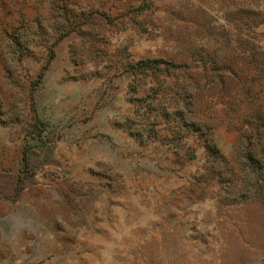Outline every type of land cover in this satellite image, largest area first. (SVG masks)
<instances>
[{
	"label": "rangeland",
	"instance_id": "obj_1",
	"mask_svg": "<svg viewBox=\"0 0 264 264\" xmlns=\"http://www.w3.org/2000/svg\"><path fill=\"white\" fill-rule=\"evenodd\" d=\"M263 58L264 0H0V264H264L231 124Z\"/></svg>",
	"mask_w": 264,
	"mask_h": 264
},
{
	"label": "trees",
	"instance_id": "obj_2",
	"mask_svg": "<svg viewBox=\"0 0 264 264\" xmlns=\"http://www.w3.org/2000/svg\"><path fill=\"white\" fill-rule=\"evenodd\" d=\"M212 61V59H209ZM213 62H216V64L221 61L213 59ZM247 59H244V64ZM161 62H164L166 64H169V62L159 59H146L138 62V66H143L148 69H155L157 66L161 64ZM248 63H250L249 60H247ZM214 64V63H213ZM260 69L257 72L258 75V94L257 99L259 100L257 105H252L250 102L248 105L246 104V112L242 115L244 118L242 120H236L234 123L231 122L232 125L235 126V128L239 131V135L237 136L236 141H238V144L236 145V148H238V153L244 160V164L247 166L248 175H251L252 177L256 178L259 182L261 179L263 182H261L258 190L264 188V58L260 62ZM171 66L175 67L176 64H171ZM220 66V65H219ZM223 73H221V80L224 82V79L227 78L234 80L237 84H239V87L241 86V89L244 90V93H242L241 96H246L248 91H251L254 87L255 80L257 79L256 73H254V70H249L244 68L243 66H240L238 62H232L224 60V62H221ZM205 69L203 71L198 72L199 79L197 80H208L209 72L207 71V64L204 66ZM256 69V68H255ZM205 71V72H204ZM206 79V80H205ZM210 83V81H209ZM207 83L203 87L197 86L196 92L189 95V102L188 105H191L192 102L197 100V97L199 98L200 93H203V91L207 88ZM243 101V100H242ZM191 124L195 128L196 131L201 132L202 130L206 129L205 123L200 121L201 114L199 112H191ZM197 124V125H196ZM206 142V149L209 153V155H212L214 157V161H216V157L221 156L220 155V149L218 147L216 139H205ZM192 157H195V154L192 153ZM257 189V188H256ZM252 192V191H250ZM257 192V191H256Z\"/></svg>",
	"mask_w": 264,
	"mask_h": 264
}]
</instances>
